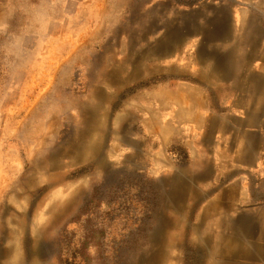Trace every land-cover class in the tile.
I'll use <instances>...</instances> for the list:
<instances>
[{"label":"rangeland","instance_id":"374dc122","mask_svg":"<svg viewBox=\"0 0 264 264\" xmlns=\"http://www.w3.org/2000/svg\"><path fill=\"white\" fill-rule=\"evenodd\" d=\"M221 11L231 34L205 49L214 51L207 74L222 63L223 80L203 78L199 33L172 54L151 52L169 30ZM258 28L264 0H0V264L13 250L20 264H137L158 248L157 224L168 238L162 264H213L215 248L246 260V246L201 244L213 226L227 236L200 215L223 180L212 185L214 172L192 169V157L203 145L215 160L225 127L256 130L249 138L264 146ZM167 94L193 109L178 115ZM89 111L101 120L85 135L95 147L61 153Z\"/></svg>","mask_w":264,"mask_h":264},{"label":"crops","instance_id":"0c3cea01","mask_svg":"<svg viewBox=\"0 0 264 264\" xmlns=\"http://www.w3.org/2000/svg\"><path fill=\"white\" fill-rule=\"evenodd\" d=\"M177 101L180 104H177ZM174 102L175 109H182V112L193 109L183 95L181 98L178 96ZM254 131L256 130L248 129L247 132L251 136ZM220 132L221 137L217 139L218 144L215 147V160L209 158V152L207 153L202 145L200 148H204L205 153L199 147L195 148L192 165L200 167L201 171H210V174L214 172L212 185L224 181L213 190L211 197L203 201L200 215L201 219L206 221L208 220L206 214L214 215L212 220H217L220 226L226 229L227 236L215 232L213 226L211 232L204 234L201 244L228 245V242H232L234 246H246L245 249L251 252L245 255L246 260L234 262L235 250L224 252L221 248H215L211 255L213 264H262L261 261H264V157L260 151L264 150V146L263 143L254 141L255 136L252 138L245 136V128L229 131L225 127ZM167 134L175 135V130L168 131ZM208 180H212V177ZM210 235H213V240L209 238Z\"/></svg>","mask_w":264,"mask_h":264},{"label":"bare ground","instance_id":"6f19581e","mask_svg":"<svg viewBox=\"0 0 264 264\" xmlns=\"http://www.w3.org/2000/svg\"><path fill=\"white\" fill-rule=\"evenodd\" d=\"M230 24H229V20L227 17V13H225L224 11H221L218 14L215 15H211L209 16L207 19H204L203 23H197V22H192L189 21L188 24H180L178 30L175 31L174 29L169 30V32L165 33V37L161 40H159V45L157 47H152L151 48V52L153 53H159L161 54L160 56H164L169 54V52H171V54L173 52H175V42H182L183 40H185L188 36H190L193 33H199L201 35V39L200 42H198V54L201 56V58L205 59L207 62H205V64H203L201 67H199V69L201 70V74L203 75V78H212L214 77L215 81H220L223 80L222 77L225 74V69L222 66V63H217L216 64V69L214 72V75L212 76L211 73H208V67H209V61L212 57V55L214 54V51H212L213 49H209L208 50L205 49V45L209 42L212 41H220V40H225L227 37H229V35L231 34L230 32ZM254 31V30H253ZM259 32H263L264 29H259ZM254 32H249L248 34L245 35V37H249L248 43L250 44V46L252 47L254 45V40L257 39V37H253ZM244 37V38H245ZM247 41L245 40H241L240 41V45H246ZM253 44V45H252ZM172 50H169L170 48H172ZM213 48V47H212ZM150 51L149 47L147 48V52ZM128 61H130V69L131 71H134L138 66L139 63L136 58L134 59H128ZM175 62V61H174ZM148 65H155L154 62H152L151 60L147 61V66ZM168 68H170V70L175 73L180 69V66H177L176 63H168L166 64ZM165 66V65H163ZM163 66H159V67H163ZM124 68V66H123ZM160 68L161 71L162 69ZM98 90H95V94L98 93V98H100L101 100H103V98H107L106 95L100 94L99 92H97ZM168 97L173 98L175 101V96H170V94H167ZM109 99V98H107ZM177 104H180L179 101L176 102ZM95 110V108L93 109V111ZM92 111V110H91ZM91 111H89V114H87V121L84 122V126L73 132L71 135V138L67 141V143H65V147H63V149H61V153H69V152H75L77 151L78 153H80V148H85L87 151H90L93 149V147H95L96 145V140L95 138H87L85 137L86 132H87V128L88 130L92 127L95 126L97 127V123L100 125L101 123H99L101 120L95 119L93 118L94 115H92ZM179 115L182 114L180 111H182V109L178 110ZM121 117L117 116L116 118H114V126H119L121 124ZM158 121L159 120H155V129L158 128ZM157 123V124H156ZM127 124H122L121 126L126 127ZM171 126V124H170ZM172 127V126H171ZM85 145H88L87 147ZM79 155L75 154V162H77ZM159 161V160H157ZM98 165L99 167L103 166V161H101V159H98ZM197 169L200 168L196 165H192V169ZM55 173L57 172L56 170H54ZM205 174V172H203ZM56 175V174H55ZM58 200H59V196H58ZM65 207V206H64ZM63 207V208H64ZM58 208V207H57ZM163 221H159V223H162ZM165 230L166 228L164 227V225H158L156 226L154 233L152 234V239H153V243L154 244H158V248L161 245H166L167 244V236L165 234ZM228 246H234V244L232 242H228ZM158 248L155 251H151V247L149 246V248L147 249L148 252H145L144 255H142L138 261L137 264H162L163 262V253L161 252V250H158ZM16 261V262H15ZM21 258L20 255H18L17 251L13 250V259L10 261V264H20Z\"/></svg>","mask_w":264,"mask_h":264}]
</instances>
